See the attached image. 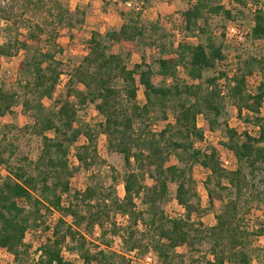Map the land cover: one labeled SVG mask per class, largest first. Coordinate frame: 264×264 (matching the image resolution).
Masks as SVG:
<instances>
[{"label":"trees","instance_id":"1","mask_svg":"<svg viewBox=\"0 0 264 264\" xmlns=\"http://www.w3.org/2000/svg\"><path fill=\"white\" fill-rule=\"evenodd\" d=\"M11 1H0V20L8 24L18 26L30 11L41 15L39 23L25 26L22 39L0 42V61L20 50L33 52L20 63L23 80L11 89L0 83V117L13 115L19 106L25 112L34 110L30 128L42 138L38 157L24 158L20 164L12 162L15 153L6 136L0 138V167L6 171L0 175V248L14 264H77L64 258L66 248L79 255L81 264H138L127 254L141 250L153 251L159 264H253L255 243L264 235V227L250 229L246 219L264 205L260 177L264 175V81L254 88L250 81L264 76V57L245 51L231 61L230 46L219 39L214 27L224 39L238 17L250 16L252 25L245 39L263 42L264 0H227L230 7L223 0L188 4L180 13L181 21L187 35L202 38L197 43L166 42L167 34H159L157 25L148 28L141 11L127 7L121 12L120 27L92 31L86 55L70 74L65 97L56 99L63 72L50 46L57 44L61 29L81 28L85 12L63 0ZM114 1L125 6L130 2ZM161 1L171 5L170 0ZM18 6L23 8L20 15ZM5 30H10L9 25ZM144 47L155 48L158 57L149 61L142 55L140 62L131 65L133 54ZM208 71L214 75L205 78ZM140 89L145 97L142 104ZM44 99H55L57 110L47 112ZM89 106L101 118L95 125L78 119ZM227 107L258 127V135H239L231 128ZM160 122L166 125L156 131ZM222 128L227 134L225 146L237 161L230 171L222 168L217 147L197 146L206 133ZM101 135L107 151L123 158L122 198L117 195V177L106 185L95 171L107 164L97 150ZM82 137L86 142L77 147L79 166L72 169L68 156ZM172 156L177 163L171 164ZM196 167L208 172L204 184L210 206L220 204L213 226L202 221L208 209L197 191ZM79 169L90 172L88 185L65 205L63 196L71 193V180ZM172 185L176 187L173 200L184 210L176 217L167 216L163 208ZM56 213L61 217L52 224L47 217ZM117 215L127 217L125 226L117 225ZM67 217L73 221L69 223ZM96 227L103 236L107 231L120 235L127 254L109 247L92 253L82 230ZM40 228L52 235L38 239L41 255L35 261L33 244L26 240ZM179 248L183 253H178Z\"/></svg>","mask_w":264,"mask_h":264},{"label":"rangeland","instance_id":"2","mask_svg":"<svg viewBox=\"0 0 264 264\" xmlns=\"http://www.w3.org/2000/svg\"><path fill=\"white\" fill-rule=\"evenodd\" d=\"M5 3H12L11 0H0ZM65 4L69 5L72 9L76 7L85 12L86 15V23L80 28L77 26L73 30H69L67 28H63L60 30V36L56 41L55 46H50L52 51L56 52V59L61 62L62 69V77L60 80V84L57 88V91L54 95L55 99L60 97H65L66 91L68 88V79L70 74L73 72L74 68L79 65L87 52V40L90 38L92 31H102L105 32L109 27H120L123 23V18L121 16V12L127 9V6H124L122 3L115 2L114 0H63ZM131 2L130 8H136L140 6V11L142 13V20L148 28H151V25H157V32L159 34H167L166 42L175 41L178 43L175 38L174 32L180 31L181 37L180 40H186L191 43H197L202 38L190 36L185 33L184 25L181 21V15L184 10L187 9L188 4L194 3L196 0H170L171 5H167V3H163L161 0H151L150 3L146 4L142 0H129ZM223 3L230 7L229 2L227 0H223ZM17 12L20 15L21 6H18ZM173 10L176 13H173ZM251 17L247 16L246 19H242L238 17L237 26H239L240 33L243 36V39H239L235 36L231 31L227 34L226 38H221L219 35L221 30H217L214 27V33L218 35L220 40H223L227 45L230 46L228 54L229 59L234 62L236 55L244 54L245 51L253 54V55H262L264 57V41L261 43L246 41V34L249 32L252 22H250ZM18 26L13 25V23H9L0 20V42H5L9 39L19 38L22 39V36L25 34V26L30 23H39L41 21V15H36L33 11L28 12V14H24L22 18L19 20ZM239 24V25H238ZM9 25L10 30H5ZM234 26V29H237V26ZM241 25V26H240ZM150 33V32H149ZM157 37V36H155ZM45 41V37H43ZM44 44V43H43ZM46 45H48L45 42ZM39 47L42 44H39ZM118 51V49H117ZM32 51L27 54L25 51L20 50L15 57L12 58H2L1 68H0V83H3L7 88H13L17 85V82L23 80L24 77L21 73H19L20 63L25 60L28 56L32 55ZM145 55L149 61H153L158 57V52L155 48L152 47H144L143 50L133 54L132 64L138 63L141 60V56ZM183 71V70H181ZM214 75L213 71H208L205 73V78L211 77ZM261 81H264V76L254 77L250 81L251 88H254ZM55 99H44L43 105L46 111H56L57 104ZM139 102L144 103L145 97L143 94V90L140 89L138 94ZM229 113V125L231 128L235 129L238 134H242L244 132L251 133L252 135L257 136L259 133V128L255 127L252 124L245 122L243 117L239 116L237 110L233 107H227ZM35 111L25 112L21 106L15 108V113L13 115H7L3 118L0 117V138L5 135L8 142L12 145L11 149L14 151L15 156L12 162L14 164H20L24 158L29 160H35L41 150L42 147V138L32 133V129L30 128L34 124L33 115ZM264 115V109H263ZM79 121L81 123H89L95 125L98 123L101 118L95 110L94 106H89L84 110L79 112ZM171 121H173V117L171 116ZM199 126L202 127L204 125L203 118L199 119ZM166 125V122H160L156 124L154 129L159 131L163 129ZM49 136L53 137L54 134L52 132L49 133ZM208 140L210 143L215 144L216 147L222 149L223 151H228L225 146L227 141V134L224 128L220 129L213 134L212 136H208ZM86 142L85 138L82 137L80 140L71 147L68 163L70 168L74 169L79 166V162H75L74 158L76 157L77 147L81 146ZM97 150L101 157L106 161V165L99 166L95 168V171L100 175V178L103 183L106 185H110L112 183V178L114 176L117 177V195L119 197L124 196L123 189V181L122 177L124 174V161L123 158L117 154H111L107 151V142L104 135H101L97 142ZM229 152V151H228ZM177 163V159L172 156L171 164ZM208 172L206 170H202L200 167H196L194 171V177L197 182V191L200 195L202 205L208 209L207 215L202 218V221L207 226H213L216 223L215 215L220 211V204L216 201L215 207H211L209 203L208 190L204 184V179ZM0 175L5 176L6 171L4 168L0 167ZM90 172L85 171L84 169H79L77 171L76 176L71 180V193L65 194L63 196V201L65 205H68L74 197V193L76 191H83L88 185V177ZM261 180L263 181L261 186H264V175H261ZM212 183L211 186H213ZM176 187L174 185L171 186V195L170 200L164 204V212L167 216L176 217L177 215L184 214L183 208L178 206L174 199ZM61 217L59 214H51L48 215L47 220L50 223L54 224ZM69 223L73 221L71 217L66 218ZM116 223L119 227H123L127 224V220H120L119 215L116 217ZM246 224L250 229L264 227V205L258 208H254L251 214L246 219ZM140 228L142 225L140 224ZM40 232L35 233L34 235L30 234L27 237V241L34 240L40 244V240L42 238L50 237L52 235V231L48 233L43 229H39ZM82 232L86 235L89 243L87 248L91 250L92 253L99 251L101 249H112L118 253H126V249L124 247L123 240L120 235L113 236V234L107 231L105 236L102 235L103 230L99 227H96L94 230L88 232L82 230ZM40 237V238H39ZM114 238L118 241L121 239L122 245L114 242ZM40 239V240H38ZM42 241V240H41ZM109 244V246H107ZM256 253L254 254L253 264H264V235L257 239L255 243ZM178 253H183V249L179 248ZM64 258L68 261L75 262L77 264L82 263V259L78 254L70 252L67 248L64 249ZM127 254V253H126ZM144 253L141 251H136L130 254H127V257L132 260V262L137 263L136 261L140 259ZM32 260H34L32 258ZM14 264L13 258L6 253L5 251H0V264Z\"/></svg>","mask_w":264,"mask_h":264},{"label":"built area","instance_id":"3","mask_svg":"<svg viewBox=\"0 0 264 264\" xmlns=\"http://www.w3.org/2000/svg\"><path fill=\"white\" fill-rule=\"evenodd\" d=\"M131 2H128L126 4L127 7H131ZM136 10L140 11V6L135 8ZM234 26H230L229 31H231L235 36H237L239 39H243L242 34L240 33V29L239 27H237V29L233 28ZM175 38L177 39V41H180V37H181V33L180 31H175L174 32ZM215 133H206L205 135V140L203 143H199L197 146L198 147H202L203 149H205L207 146L209 145H213L216 147L215 144L210 143V141L208 140V136H212ZM251 134V133H250ZM252 135V134H251ZM255 136V135H253ZM218 148V147H217ZM219 149V148H218ZM220 151V163L223 169L230 171V170H234L235 167L237 166V161L235 159V157L233 156V154H231L228 151H223L222 149H219ZM75 162L77 163V157L74 158ZM120 220L126 221L127 217L126 216H122L119 215ZM27 241V240H26ZM28 243H32L33 244V249L31 251V256L32 258L36 261L39 256L41 255V250H40V244H38V242L31 240V241H27ZM114 242L115 243H119L120 245H122V241L121 239H119L118 241L114 238ZM0 251H5L7 253V251L5 249L0 248ZM138 264H159L158 258L156 256V254L153 251H149L147 253H145L140 259H138L136 261ZM3 264V263H1Z\"/></svg>","mask_w":264,"mask_h":264},{"label":"crops","instance_id":"4","mask_svg":"<svg viewBox=\"0 0 264 264\" xmlns=\"http://www.w3.org/2000/svg\"><path fill=\"white\" fill-rule=\"evenodd\" d=\"M119 5H121V4H119ZM123 5H124V4H123ZM124 6H125V5H124ZM85 23H86V21H85ZM121 25H122V24H121ZM121 25H120V26H121ZM86 53H87V52H86ZM1 118H3V117H1Z\"/></svg>","mask_w":264,"mask_h":264}]
</instances>
